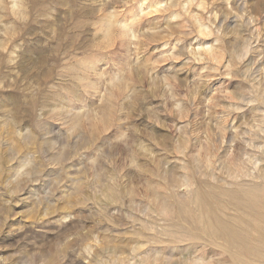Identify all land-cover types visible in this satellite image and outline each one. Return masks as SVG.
<instances>
[{
    "label": "rangeland",
    "instance_id": "374dc122",
    "mask_svg": "<svg viewBox=\"0 0 264 264\" xmlns=\"http://www.w3.org/2000/svg\"><path fill=\"white\" fill-rule=\"evenodd\" d=\"M0 264H264V0H0Z\"/></svg>",
    "mask_w": 264,
    "mask_h": 264
},
{
    "label": "bare ground",
    "instance_id": "6f19581e",
    "mask_svg": "<svg viewBox=\"0 0 264 264\" xmlns=\"http://www.w3.org/2000/svg\"><path fill=\"white\" fill-rule=\"evenodd\" d=\"M239 193H240V192H239ZM239 193H238V194H239ZM244 195H245V193H244ZM240 196H241V195H240ZM253 209H254V208H253ZM256 211H257V209H256ZM259 211H260V210H259ZM257 214H259V213L257 212ZM214 217H215V216H214ZM214 217H213V218H214ZM259 218H260V217H259ZM261 219H262V218H261ZM221 221H222V220H221ZM224 223H225V222H224ZM211 224H212V223H211ZM211 227H212V226H211ZM214 228H215V227H214ZM216 231H217V230H216ZM222 238H223V237H222ZM239 246H240V245H239ZM258 246H259V245H258Z\"/></svg>",
    "mask_w": 264,
    "mask_h": 264
}]
</instances>
